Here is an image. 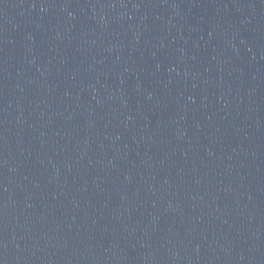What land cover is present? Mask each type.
I'll return each mask as SVG.
<instances>
[{
  "label": "water",
  "instance_id": "obj_1",
  "mask_svg": "<svg viewBox=\"0 0 264 264\" xmlns=\"http://www.w3.org/2000/svg\"><path fill=\"white\" fill-rule=\"evenodd\" d=\"M0 264H264V0H0Z\"/></svg>",
  "mask_w": 264,
  "mask_h": 264
}]
</instances>
